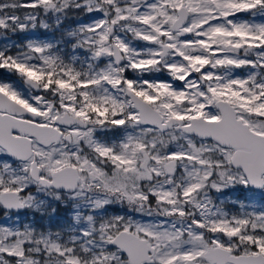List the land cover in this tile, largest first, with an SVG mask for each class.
I'll list each match as a JSON object with an SVG mask.
<instances>
[{"label": "snow or ice", "instance_id": "snow-or-ice-1", "mask_svg": "<svg viewBox=\"0 0 264 264\" xmlns=\"http://www.w3.org/2000/svg\"><path fill=\"white\" fill-rule=\"evenodd\" d=\"M0 39V208L71 211L0 264H264V207L220 199L264 196V0H0Z\"/></svg>", "mask_w": 264, "mask_h": 264}, {"label": "rangeland", "instance_id": "rangeland-1", "mask_svg": "<svg viewBox=\"0 0 264 264\" xmlns=\"http://www.w3.org/2000/svg\"><path fill=\"white\" fill-rule=\"evenodd\" d=\"M259 19L260 18L257 17V20H259ZM89 20H90V17L72 16V17H70V21H69V24L67 25V27H75L76 26V24L72 23V21H76L78 23H88ZM54 36L56 38H59L60 32L55 31V30L45 31L44 29H36L35 30V38L52 39ZM29 38H34V37L31 34H26V33H17L15 35L9 33V39L13 42H16V43H23L26 39H29ZM5 42H6L5 40L0 39V45L4 44ZM61 47H62L63 51L65 53H67L69 56H71L73 54L70 43L67 45L61 43ZM4 73L6 74L7 72H4ZM7 74H10V73H7ZM241 74H243V73H241ZM128 75L135 76L136 74L129 72ZM146 78L161 79V80L171 79L169 77L168 73H166V72L156 73V74H147ZM14 79H19V78L15 76ZM109 135H111V134H109ZM33 191H34V189H33ZM236 193H243L244 195H246V197L251 198V200H243L246 204L249 205L248 211L257 210V209L264 207V196H261L258 190L256 191L255 195H253L252 192L248 191L243 186H237L235 189H232V190H225V192L222 194V196H220V199L224 200L225 203H232L234 201H238V199H234L232 197V195H234ZM55 203H58V202H54L51 204V207L48 209L49 212H53L52 209L55 207ZM58 204L60 206L59 209L61 211L60 215H61L62 219L60 221H58L60 223L59 224L60 226L53 225V227H56L59 230L61 227L66 226V223L69 221V219L71 217V211L69 208L65 207V205H63L61 203H58ZM125 211H126L125 206H120V205H114V206H111L109 208V214H121V215H123ZM34 213H42V212H35L33 210L21 211L18 213L17 212H6L5 210L0 208V225L20 227L24 224H28L31 222H36L38 224V222L34 218ZM136 218L140 219V216L138 215V216H136ZM38 225H43L45 229H49L48 227H45L46 223L38 224Z\"/></svg>", "mask_w": 264, "mask_h": 264}, {"label": "trees", "instance_id": "trees-1", "mask_svg": "<svg viewBox=\"0 0 264 264\" xmlns=\"http://www.w3.org/2000/svg\"><path fill=\"white\" fill-rule=\"evenodd\" d=\"M55 212H49V210L45 213H34V218L38 222V224H44L46 223L45 227H48L52 231L58 230L55 226H60L59 222L62 218L60 215V209L59 207L55 206ZM59 214V215H58Z\"/></svg>", "mask_w": 264, "mask_h": 264}, {"label": "flooded vegetation", "instance_id": "flooded-vegetation-1", "mask_svg": "<svg viewBox=\"0 0 264 264\" xmlns=\"http://www.w3.org/2000/svg\"><path fill=\"white\" fill-rule=\"evenodd\" d=\"M4 72H7V71H5V70H0V80H11L12 82H16V83H19V79H14V75H11V74H5ZM232 197L234 198V199H238V201H241V200H251V198L250 197H248V199H245L246 198V195H244L243 193H236V194H234V195H232ZM235 202V201H234ZM55 206H57V207H59L60 208V206H59V204L58 203H55ZM225 207L229 210V211H231V212H235V211H237L238 210V206H236V207H234L233 206V202L232 203H225ZM55 208V207H54ZM53 208V209H54ZM1 209H3V208H1ZM249 209V208H248ZM247 209V210H248ZM4 210V209H3ZM6 211V210H5ZM9 212H16V211H9ZM18 213V212H17ZM43 213H45V212H43ZM138 216V215H137Z\"/></svg>", "mask_w": 264, "mask_h": 264}]
</instances>
